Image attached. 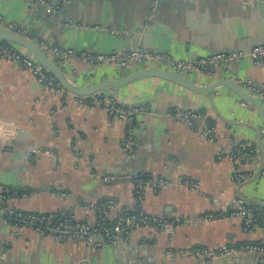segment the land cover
Returning <instances> with one entry per match:
<instances>
[{"label":"crops","instance_id":"crops-1","mask_svg":"<svg viewBox=\"0 0 264 264\" xmlns=\"http://www.w3.org/2000/svg\"><path fill=\"white\" fill-rule=\"evenodd\" d=\"M45 1L49 9H33L26 0H0V27L30 34L53 58L59 57L44 44L72 50L74 55L59 58L57 65L82 87L134 70L130 65L89 62L82 53L137 49L192 60L218 52L247 53L257 40L264 41V0ZM186 75L200 86L231 78L261 99L264 109V61L255 63L244 55L208 74ZM113 96L123 107L141 102L130 130L131 159L124 148L129 132L123 122L104 109L86 108L69 92L45 90L30 70L0 60V120L6 122L8 134L0 139L2 206L93 223L86 206L112 198L128 210L177 222L174 231L141 225L128 229L117 242L95 236L99 244L89 245L14 226L0 210V264H264L262 254L211 257L191 252L221 244L264 246V226L245 231L239 219L230 217L189 221L224 209L212 197L225 201L239 196L264 208V125L256 109L242 106L241 98L224 86L204 95L155 77L137 79ZM181 109L199 111L203 122L211 120L216 140L210 142L172 118ZM235 144L252 145L255 162L237 166L218 158L217 152L231 151ZM143 175L192 179L201 191L146 189L138 202L132 182Z\"/></svg>","mask_w":264,"mask_h":264},{"label":"built area","instance_id":"built-area-1","mask_svg":"<svg viewBox=\"0 0 264 264\" xmlns=\"http://www.w3.org/2000/svg\"><path fill=\"white\" fill-rule=\"evenodd\" d=\"M33 9L39 7L50 8L45 0H26ZM11 27V26H9ZM114 32V31H111ZM44 47L53 53L56 57L65 58L74 55L70 49H62L55 45L44 44ZM244 55H248L253 62L259 63L264 61V41L257 40L252 49L244 53L242 51L233 52H218L206 56H201L190 60H181L173 58L166 53H154L144 50H123L110 54H90L82 53V58L89 62H113L119 67H126L132 63L139 66H149L150 64H158L159 67L166 68L178 73L189 74L196 72L210 73L213 68L220 64L236 61ZM0 60H9L23 66L37 75L39 81L45 87V90H50L52 93H65V91L53 76H46L45 70L40 63L28 52L18 50L12 43H2L0 41ZM256 92L260 91L255 89ZM76 100L86 108L95 109L101 108L110 116L114 117L126 126L129 132L124 148L128 152V158L134 157L133 147L134 141L130 130L133 128L135 118L140 113V108H126L119 103L113 95L106 92H98L93 95L77 96ZM242 106L250 104L241 100ZM172 118L186 124L192 130L198 131L206 140L213 142L216 140V134L212 124L203 122V114L197 110H175L171 114ZM6 122L0 120V139L8 134L5 128ZM12 129L16 131V126ZM244 147V144H235V148L231 151L221 150L217 152L219 159H228L231 163L237 166L245 162H255L256 151L254 148L246 151H238V148ZM241 175H237L240 178ZM133 193L138 202L141 201L146 189L162 190L170 186H178L185 189L200 192V184L198 181L179 177L174 181L157 176H139L133 179ZM5 195L0 193V210H4L9 221L18 227H27L39 234L53 235L58 239L71 238L75 240H83L87 244H99L94 241L95 236H104L106 241L117 242L122 238V234L128 229L139 227L141 225L153 226L164 233H172L177 222L168 219H157L145 214L142 210L129 212L127 208L119 206L114 199L100 200L86 206L88 212L94 216V222L72 221L69 218H56L54 213H44L37 211H23L14 208L5 209L2 202ZM212 201L217 204H224V209L218 213H205L189 220L191 223L208 222L220 217L237 218L241 221L245 231L251 230L256 226H264V208L254 206L239 196H232L228 200H221L219 197H212ZM118 209L117 212H114ZM111 214L113 216H111ZM188 221V222H189ZM195 255H209L211 257L227 256L237 253H255L264 255V246L261 243H243L238 245L221 244L214 250H206L197 248L191 251Z\"/></svg>","mask_w":264,"mask_h":264},{"label":"water","instance_id":"water-1","mask_svg":"<svg viewBox=\"0 0 264 264\" xmlns=\"http://www.w3.org/2000/svg\"><path fill=\"white\" fill-rule=\"evenodd\" d=\"M56 0H52V4L55 5ZM0 41L9 42L25 49L29 52L41 66L47 70L59 83V85L67 92L77 96L93 95L98 92H106L110 95H114L118 88L127 85L137 79L145 77H155L162 80L171 82L193 92L209 95L216 87L224 86L232 90L241 100L246 101L253 106L260 118L261 123L264 125V109L261 99L257 98L253 94L247 92L240 84L231 78H219L214 80L208 85L200 86L193 82L187 75L178 73L162 67L151 66H139L132 63L133 72L128 73L125 76L114 79H106L99 81L91 86H78L71 82L63 73L61 68L57 65L59 58L50 57L46 50L41 48L37 42L31 39V35H22L18 33V28H4L0 27ZM126 108H140L141 102L128 104Z\"/></svg>","mask_w":264,"mask_h":264},{"label":"trees","instance_id":"trees-1","mask_svg":"<svg viewBox=\"0 0 264 264\" xmlns=\"http://www.w3.org/2000/svg\"><path fill=\"white\" fill-rule=\"evenodd\" d=\"M2 43H8V42L2 41ZM45 75L46 76H52L49 72H45ZM206 122L209 124H212V121L209 119H206ZM251 148H254V147L252 145L244 144V147L238 148V151H246V150H250ZM129 212H135V211L129 210ZM54 214H56V218H64V215H62L61 213H54Z\"/></svg>","mask_w":264,"mask_h":264}]
</instances>
